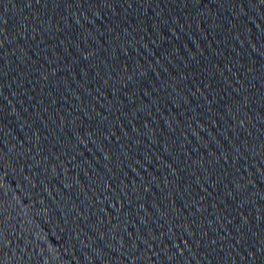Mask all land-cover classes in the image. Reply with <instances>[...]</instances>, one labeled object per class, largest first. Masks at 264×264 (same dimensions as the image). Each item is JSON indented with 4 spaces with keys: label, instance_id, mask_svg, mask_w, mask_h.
I'll list each match as a JSON object with an SVG mask.
<instances>
[{
    "label": "water",
    "instance_id": "95a60500",
    "mask_svg": "<svg viewBox=\"0 0 264 264\" xmlns=\"http://www.w3.org/2000/svg\"><path fill=\"white\" fill-rule=\"evenodd\" d=\"M0 264H264V0H0Z\"/></svg>",
    "mask_w": 264,
    "mask_h": 264
}]
</instances>
